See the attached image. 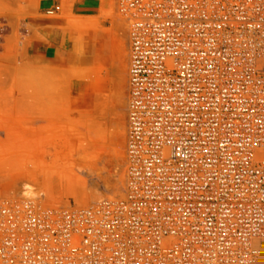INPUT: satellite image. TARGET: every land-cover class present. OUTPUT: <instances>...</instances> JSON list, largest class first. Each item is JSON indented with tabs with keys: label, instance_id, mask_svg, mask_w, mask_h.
<instances>
[{
	"label": "built area",
	"instance_id": "built-area-1",
	"mask_svg": "<svg viewBox=\"0 0 264 264\" xmlns=\"http://www.w3.org/2000/svg\"><path fill=\"white\" fill-rule=\"evenodd\" d=\"M117 13L123 193L0 199V264H264V0H117Z\"/></svg>",
	"mask_w": 264,
	"mask_h": 264
},
{
	"label": "rangeland",
	"instance_id": "rangeland-1",
	"mask_svg": "<svg viewBox=\"0 0 264 264\" xmlns=\"http://www.w3.org/2000/svg\"><path fill=\"white\" fill-rule=\"evenodd\" d=\"M13 1L0 0V199L21 201L22 184L35 187L40 204L56 209L91 205L96 192L121 197L128 26L120 22L117 2L97 17L74 18L64 7L42 16L67 22L64 46L48 60L28 49L31 31Z\"/></svg>",
	"mask_w": 264,
	"mask_h": 264
},
{
	"label": "crops",
	"instance_id": "crops-1",
	"mask_svg": "<svg viewBox=\"0 0 264 264\" xmlns=\"http://www.w3.org/2000/svg\"><path fill=\"white\" fill-rule=\"evenodd\" d=\"M112 0H14L19 12L25 16L26 29L31 33L29 48L34 57L56 60L58 48L64 46L67 36V22L64 20H44L46 12L53 7H64L74 18H91L100 15ZM117 2V0H114Z\"/></svg>",
	"mask_w": 264,
	"mask_h": 264
},
{
	"label": "bare ground",
	"instance_id": "bare-ground-1",
	"mask_svg": "<svg viewBox=\"0 0 264 264\" xmlns=\"http://www.w3.org/2000/svg\"><path fill=\"white\" fill-rule=\"evenodd\" d=\"M121 20L122 21H124V19L122 18V17H120V22H121ZM127 26H128V24H127ZM126 26V27H127ZM128 29V28H127ZM123 44H122V42H119V48H118V57H119V62H118V70L119 69H121V71L123 70L122 68H124V62H123V56L121 55V53H122V50H123ZM124 77V76H123ZM122 79V78H121ZM121 85V84H120ZM118 95V94H117ZM119 156V155H118ZM118 156L117 155H115V157H114V159L115 160H117L118 159ZM114 173V172H113ZM112 173V174H113ZM47 176H49V175H47ZM59 177V176H58ZM113 177V176H112ZM116 179V178H115ZM117 181V180H116ZM84 182H85V180H84ZM111 185V184H110ZM109 185V186H110ZM95 186V185H94ZM94 186H92V187H94ZM111 186H113V184L111 185ZM85 187V186H84ZM108 187V186H107ZM116 187V186H115ZM106 188V187H105ZM82 190V189H81ZM114 190V189H113ZM115 190H117V189H115ZM96 192V191H95ZM116 192V191H115ZM114 192V193H115ZM80 194V193H79ZM43 195V194H42ZM18 196H20L22 199H37L38 198V196L40 197V195L39 194H37L36 193V189H35V187H33V186H31V185H28V184H22L21 185V188H20V191H19V193H18ZM78 197H79V195H77ZM92 196V195H91ZM104 196V195H103ZM103 196H102V194H99V193H93V196H92V198H93V201H94V203H96V202H99V201H101L102 199H104L103 198ZM44 197V196H43ZM46 197V196H45ZM82 197H80L79 199H81ZM46 199V198H45ZM110 199V198H109ZM114 199V198H113ZM16 200V199H15ZM20 200V199H19ZM48 200V199H47ZM83 200H85V199H83ZM83 200L81 199V201L79 200V204L80 205H84L85 203H83ZM46 201V200H45ZM49 201V200H48ZM47 202V201H46ZM51 202V201H50ZM43 203V202H42ZM42 203H41V205H42ZM52 203V202H51ZM86 204H87V202H86ZM86 204L84 205V206H86ZM46 206H48V205H46ZM53 206V205H52ZM51 208H53V207H51Z\"/></svg>",
	"mask_w": 264,
	"mask_h": 264
}]
</instances>
